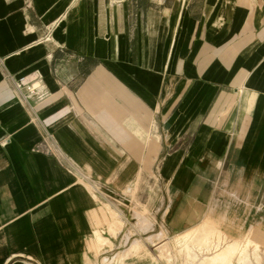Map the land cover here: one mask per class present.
<instances>
[{
	"label": "crops",
	"instance_id": "1",
	"mask_svg": "<svg viewBox=\"0 0 264 264\" xmlns=\"http://www.w3.org/2000/svg\"><path fill=\"white\" fill-rule=\"evenodd\" d=\"M79 180L121 204L115 237ZM206 221L264 249V0H0V264Z\"/></svg>",
	"mask_w": 264,
	"mask_h": 264
},
{
	"label": "rangeland",
	"instance_id": "2",
	"mask_svg": "<svg viewBox=\"0 0 264 264\" xmlns=\"http://www.w3.org/2000/svg\"><path fill=\"white\" fill-rule=\"evenodd\" d=\"M79 182L85 187H92L94 191L90 190L92 194H94L97 199L95 200V204H97L98 208H100L105 214L107 220L101 221L96 218L95 210L92 211V217L96 221H101L102 223L108 224L109 227V235L115 237L117 232L122 230L124 227V220H127L125 214L119 211V209L114 206L112 203L121 206L120 203H116L113 200H110V203L102 202L97 196V189L91 185L90 183L83 182L79 180ZM140 187V185H139ZM133 191L135 190L131 187ZM89 189V188H88ZM130 192V188L126 190V193ZM91 193H89L91 195ZM126 199H131L133 202V211L134 216L137 218L138 225L140 228L145 227V218L143 217V212L136 211L135 209L141 208V199L140 197L128 196ZM109 200V199H108ZM124 205V202L121 201ZM122 205V206H123ZM152 236H148L146 239H137L134 241L124 253L113 259L108 260L105 264H125L124 260L127 259L129 261L130 258L136 262V264H185V257L188 256L189 252H194L195 254L199 253L201 249L205 246H209L210 248L213 246L223 247L226 246L228 240L232 241V248L230 254H232V264H242V261H239L237 257V251L241 248H244L246 245H252V247L257 250V253L254 255L257 260L256 264H264V249H262L257 243L252 241L248 236H246L242 240L237 239H228L227 236L223 235L215 226H212L208 221L202 223L200 226L192 227L187 229L181 233L176 234L173 237H165L163 232L155 233ZM145 236H142L144 238ZM93 243L95 248H108L112 247V243L108 241L105 237V233L103 230H96L94 232ZM163 243L161 249L160 245ZM190 243V244H189ZM189 244V245H188ZM91 246V248H92ZM189 247V248H188ZM195 250H191V249ZM187 250V251H186ZM199 251V252H198ZM197 252V253H196ZM98 253H101V250ZM97 256V255H94ZM183 256V258H182ZM197 257V255H195ZM200 255H198L199 257ZM248 256V255H247ZM246 256L245 259L248 257ZM252 255H249L251 257ZM197 257V258H198ZM253 257V256H252ZM183 259V260H182ZM195 260L196 258H192ZM244 259V260H245ZM110 261V262H109ZM199 264H223L220 258H215L213 261H204Z\"/></svg>",
	"mask_w": 264,
	"mask_h": 264
},
{
	"label": "bare ground",
	"instance_id": "3",
	"mask_svg": "<svg viewBox=\"0 0 264 264\" xmlns=\"http://www.w3.org/2000/svg\"><path fill=\"white\" fill-rule=\"evenodd\" d=\"M24 81V80H23ZM25 84V86L27 87L25 81L23 82ZM29 89L33 92L34 90L29 87ZM25 90V89H24ZM97 209L95 210V215H98V213L100 212V208L96 207ZM230 238H227V240ZM227 245L226 246H221V247H209V246H205L203 249L200 250L199 253L195 254L194 252H189L191 254H189L188 256L185 257V264H199L201 262L204 261H213L215 260V258H220L222 260L223 264H232V254H230L231 248H232V241L228 240L227 241ZM163 243L160 245V249L162 247ZM189 248V247H188ZM191 249V248H190ZM162 250V249H161ZM193 250V249H191ZM187 251V250H186ZM195 251V250H193ZM257 253V250H255L254 247H252V245H246L244 248H241L237 251V257L239 259V261H242V264H256L257 260L255 259L254 255ZM200 255L198 258L195 256ZM248 255V256H247ZM249 255H252L251 257H249ZM246 256L248 257L247 259ZM196 258L195 260H193L192 258ZM183 258V256H182ZM245 259V260H244ZM183 260V259H182ZM241 264V262H240Z\"/></svg>",
	"mask_w": 264,
	"mask_h": 264
},
{
	"label": "built area",
	"instance_id": "4",
	"mask_svg": "<svg viewBox=\"0 0 264 264\" xmlns=\"http://www.w3.org/2000/svg\"><path fill=\"white\" fill-rule=\"evenodd\" d=\"M22 86H24L22 80H20V81H18L17 83H15V88H16L19 92H20V88H21ZM27 92H28V94H31V93H32V91H30V89H27ZM23 98L26 100L27 97L23 96Z\"/></svg>",
	"mask_w": 264,
	"mask_h": 264
}]
</instances>
